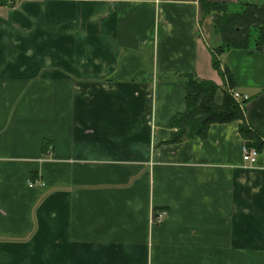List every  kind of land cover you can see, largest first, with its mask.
<instances>
[{
  "label": "crops",
  "instance_id": "0c3cea01",
  "mask_svg": "<svg viewBox=\"0 0 264 264\" xmlns=\"http://www.w3.org/2000/svg\"><path fill=\"white\" fill-rule=\"evenodd\" d=\"M218 43L198 0H0V264H264L240 121L161 143ZM220 58L264 139V54Z\"/></svg>",
  "mask_w": 264,
  "mask_h": 264
},
{
  "label": "trees",
  "instance_id": "16d2710c",
  "mask_svg": "<svg viewBox=\"0 0 264 264\" xmlns=\"http://www.w3.org/2000/svg\"><path fill=\"white\" fill-rule=\"evenodd\" d=\"M199 23L210 18L212 31L219 43L209 46L211 66L222 79V100L216 102L215 94L220 85L211 79L186 74L184 109L175 113L170 121L171 133L161 143H178L185 139L207 136L213 123L239 120L238 133L243 143L264 155V139L247 122L243 107L229 93L234 88L229 69L220 56L231 49H254L264 54V2H244L240 11L232 12L223 2L198 0ZM252 36V43H251Z\"/></svg>",
  "mask_w": 264,
  "mask_h": 264
},
{
  "label": "built area",
  "instance_id": "2783aa9c",
  "mask_svg": "<svg viewBox=\"0 0 264 264\" xmlns=\"http://www.w3.org/2000/svg\"><path fill=\"white\" fill-rule=\"evenodd\" d=\"M231 96L240 103V105H244V103L249 99V95L247 93L241 92L236 88L228 89ZM241 155L246 166H253L257 160L258 152L255 148L247 146L245 143H242L241 146ZM165 216V211L161 210L153 215V221L160 222L163 220Z\"/></svg>",
  "mask_w": 264,
  "mask_h": 264
},
{
  "label": "rangeland",
  "instance_id": "374dc122",
  "mask_svg": "<svg viewBox=\"0 0 264 264\" xmlns=\"http://www.w3.org/2000/svg\"><path fill=\"white\" fill-rule=\"evenodd\" d=\"M244 2H256V3H262V2H264V0H240V5H238V6H239L238 10H240V9L242 8ZM209 40L213 41V39H212L211 36H209ZM251 43H252V36H251ZM251 45H252V44H250V46H251Z\"/></svg>",
  "mask_w": 264,
  "mask_h": 264
}]
</instances>
